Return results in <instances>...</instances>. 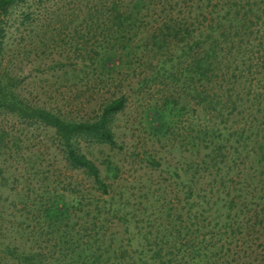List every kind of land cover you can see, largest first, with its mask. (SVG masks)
<instances>
[{"label":"trees","instance_id":"1","mask_svg":"<svg viewBox=\"0 0 264 264\" xmlns=\"http://www.w3.org/2000/svg\"><path fill=\"white\" fill-rule=\"evenodd\" d=\"M15 21L25 45L73 26L75 65L94 68L102 88L120 67L149 65L144 81H161V136L187 152L180 161L161 154V171L174 178L161 181V222L135 220L141 211L114 194L117 164L99 165L82 148L86 141L120 148L114 121L127 94L104 96L78 117L30 102L3 61ZM235 45L259 48L232 63ZM3 110L52 127L65 161L92 187L70 185L68 204L51 200L47 223L20 245L2 244L0 263L264 264V0H0ZM187 110L209 119L174 128Z\"/></svg>","mask_w":264,"mask_h":264},{"label":"rangeland","instance_id":"2","mask_svg":"<svg viewBox=\"0 0 264 264\" xmlns=\"http://www.w3.org/2000/svg\"><path fill=\"white\" fill-rule=\"evenodd\" d=\"M17 13L11 14L13 19L19 17ZM59 24L64 26L61 18ZM16 27L15 21L8 30L3 61L18 77V90L30 102L65 109L78 117L93 110L104 96L119 91L127 94L128 104L114 121L120 148L92 141L82 143V148L99 165L107 158L117 164L119 172L114 194L117 198L123 194L130 199L132 204L127 208L130 212L141 211L135 220L161 222V181L167 184L165 179L174 180L166 171H161V154L180 161L187 152L177 149V144L169 148L167 136H161V114L156 110L161 105V81H144L149 78L144 75L151 74L147 69L150 66H131L130 70L120 67L113 73L109 88H102L103 76L96 75L94 68L75 65L79 41H69L73 26L64 28L60 34L54 31L39 39L33 38L28 45L21 40ZM237 48L235 45L229 62L244 61L245 52H255L259 46ZM250 57L256 59L261 55L252 53ZM240 68L243 69V65ZM184 103L192 104L189 99ZM208 119V114L199 113L195 117L188 111L175 118L174 128L193 127ZM163 146L168 149L162 148L161 152ZM0 168V247L7 243L20 245L27 232L44 226L47 223L44 207L51 200L65 204L72 201L70 185L81 189H86V184L92 187L81 170L65 161L52 127L6 110L0 111ZM98 203L103 205L101 201ZM117 225L119 231L124 230L123 225ZM141 225L145 224L140 222L138 226ZM131 229L135 227L132 225Z\"/></svg>","mask_w":264,"mask_h":264}]
</instances>
